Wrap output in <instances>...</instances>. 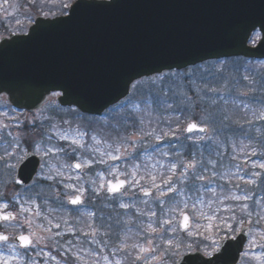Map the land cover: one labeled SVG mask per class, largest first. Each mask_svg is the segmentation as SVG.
Listing matches in <instances>:
<instances>
[{
	"label": "snow or ice",
	"instance_id": "1",
	"mask_svg": "<svg viewBox=\"0 0 264 264\" xmlns=\"http://www.w3.org/2000/svg\"><path fill=\"white\" fill-rule=\"evenodd\" d=\"M103 2L111 3V0ZM72 3L73 0H61V16H67V19H56V24H71L84 6V0L76 2L74 7ZM69 8L71 11H66ZM42 15L47 18L49 13L42 11ZM15 23L19 26L22 22L16 19ZM257 23L261 32H256ZM257 23L251 25L248 38L253 45L259 43L264 48V39L261 38L264 33V13L260 14ZM41 27V23L37 22L29 30L31 34L21 32L16 35H23L25 41H31L39 35ZM253 32L256 34L251 35ZM13 43L15 41L9 37L0 36V53ZM261 67L264 68V65ZM238 71H227L226 62H221L194 68L185 66L183 72H169L150 78L153 87L141 101L144 110L151 113L153 105L167 111L175 110L177 103L191 108L199 104L206 113L200 117V123L187 121L183 122V127L181 123L173 127L171 120L157 117L155 126L145 127V121L139 115L143 110L138 104H133L132 110L128 111L131 101L126 100L114 109L116 113L123 112L117 124L112 126L117 135L111 141L79 125L74 127L72 120H64L62 123L65 127L52 124L50 130L44 133L48 143H31L34 154L43 159L41 172L36 175L52 182L50 190L54 194L59 193L57 186H61L68 204L79 206L87 200L96 209L82 214L88 218L84 228L69 227L68 231L74 236L80 233L84 239L78 246L73 245L71 240L67 241L69 247L62 253L63 264H78L81 261L83 264H192L194 258L189 256L185 259V253L194 248L201 251V245L208 256L219 253L217 260L234 247L244 249V233L247 231L251 234L254 218L256 224L264 220V195L260 200L252 199L257 190L264 193V179H260L262 174L254 171L264 170V131L257 129L260 131L259 153L253 144L256 138L249 131L255 128L256 123L264 122V72L260 73V79L257 80L251 74L239 75ZM50 91L57 98L70 97L72 87L70 84H53ZM221 102L222 105L230 104L242 111L244 119L233 120ZM70 103L74 106L69 108V114L79 117V102ZM213 108V111H209ZM161 123L166 127H160ZM209 123L218 127L209 129ZM148 124L151 125L152 121H148ZM15 126L19 127V124ZM9 127L3 124L0 130ZM121 127L127 134H120ZM128 128L133 131L128 133ZM261 128H264V124ZM225 129L239 133L241 137L238 143H232L229 160L233 163L230 165L223 162L224 153L221 149L224 145L219 139ZM5 134L10 139L0 136L4 148L0 161L15 172L12 183L25 187L26 181L20 175L18 164L27 158L28 149L21 147V142L11 131ZM53 134L57 141L55 144L51 143ZM61 141L64 143L61 144ZM182 141L186 144L184 152L175 149V144ZM165 143L174 151H164ZM157 155L161 159H157ZM241 155L244 158L242 163ZM52 157L57 159L58 167L51 164ZM251 157L257 159L252 160ZM116 161H124L125 167L116 165ZM97 164L106 166L107 177L97 172L99 183L92 180L94 187L85 197L89 190L78 183L81 177L78 174L73 176L72 170L92 169ZM249 164L253 171H248ZM44 169H47L46 173ZM28 179L36 184L33 177ZM72 180L77 183L68 182ZM3 195L0 192V198ZM56 200L63 207L60 195H56ZM12 203H18L15 196ZM7 209L8 202L0 204V221H16L17 214ZM75 210L79 211V208ZM19 212L32 213L33 217L41 215L40 205L31 198L19 205ZM45 219L48 217L45 216ZM23 223L31 228L32 218L25 217ZM64 224L67 225L68 221L64 220ZM48 225H52L51 220H48ZM40 227L42 233L48 235L30 232L10 236L0 233V243L6 245L10 253L8 256L0 254V264H13L14 261L18 264H38L32 252L62 264L51 252L43 253L41 248L49 247V242L52 247H56L58 241L55 237L61 233L53 232L50 226ZM54 227L59 229L61 224L55 223ZM197 237L202 239L197 241ZM205 241L211 243L205 244ZM92 244L96 248L88 247ZM18 246L23 249L22 252ZM247 246L249 249L253 246L264 248V229L249 240ZM209 247L212 251H207ZM68 253L71 255L68 256ZM242 254L248 257L250 252L243 251ZM237 256L233 257V264H238ZM254 258L264 264V254ZM204 264L215 262L205 261Z\"/></svg>",
	"mask_w": 264,
	"mask_h": 264
},
{
	"label": "water",
	"instance_id": "2",
	"mask_svg": "<svg viewBox=\"0 0 264 264\" xmlns=\"http://www.w3.org/2000/svg\"><path fill=\"white\" fill-rule=\"evenodd\" d=\"M261 13L264 0L84 1L71 24L40 20L33 40L11 39L15 43L0 53V96L34 111L53 84H70L71 96L59 103L78 101L83 113L100 115L144 78L221 59L264 60V48L250 47L248 38ZM256 31L261 32L258 23ZM37 165L29 157L20 168L26 184ZM244 236L246 242L247 231ZM242 252L234 247L220 260L195 254L192 264H233L237 253L239 263Z\"/></svg>",
	"mask_w": 264,
	"mask_h": 264
},
{
	"label": "rangeland",
	"instance_id": "3",
	"mask_svg": "<svg viewBox=\"0 0 264 264\" xmlns=\"http://www.w3.org/2000/svg\"><path fill=\"white\" fill-rule=\"evenodd\" d=\"M27 1L31 2V1H35V0H27ZM50 1H51L50 5L49 4H41V5L33 4L35 2H33L32 4H27L28 2H26L27 6H30V8L24 10V12H23V16H22V21H23L22 24L23 25L17 26L15 23L16 20H14V21L9 23V26H11L10 28H12L14 30L19 29L22 26H24V28H28V26H30L32 24V22L34 20L33 18L42 13V12H40V10L48 11L49 8L57 10V6L59 4H61V0H50ZM74 1L75 0H73V2ZM21 5H25L24 0H9L8 4L7 5L4 4L3 8H1V10H0L1 19L3 18V20H4V17L6 16V11H8V16L10 18L13 17L14 15H12V14L15 13L14 9L18 8ZM54 12L59 13V12H61V9L59 11H54ZM49 13L54 14L53 12H49ZM25 16L31 17V20L27 19ZM5 29H6V31H12L9 28L8 29L5 28ZM237 69L239 70L238 71L239 75L251 74V75L255 76L257 80L260 79V73L264 72L263 68L260 66H251V65H247L245 63H243V64L238 63L237 64V62H232V63L226 64V70L229 72L236 73ZM252 69H254V70H252ZM144 85H145V83H142L140 85L138 84L139 89L143 88L145 90ZM147 85H151V82H147ZM138 86H136L137 88L134 89L135 92L138 89ZM193 99H195V97H193ZM177 104L180 107H184L187 109L191 108V107H188L184 104H180V103H177ZM221 105H222V102H221ZM222 106L225 107L227 109V111L230 110L229 106H231V108H233L234 111L237 110L230 104L229 105H222ZM197 107H200V108L196 109L194 112L190 111V114H191L190 116H195V118H197V122L200 123L201 122L200 117L203 115H206V113L202 110V108L199 104H197ZM205 107H206V105H205ZM213 110H214V108L209 109V111H213ZM73 117L75 119H72V117L69 114V110L60 109L54 99L51 100V102L48 103L41 112L33 114V115H25L23 113H17V112L11 111L8 109V106H7V104H5L4 101H0V125L8 124L10 126L6 130H0V136H3L4 139H10L6 136L5 133L7 131H11L13 133V136L16 137V139L21 142V147L27 148L28 152H33L32 148L30 146L33 141H43L44 143H48L44 137V133L46 131L50 130L52 124H59L61 127H65V125H63L62 122L64 120H72L74 127L76 125H79L82 129H84L85 125H82L81 121H79L82 119L80 117L75 116V115H73ZM192 120L193 119H190L189 121H192ZM84 122H85V119H84ZM17 123L19 124V127L15 126ZM262 124H264V122L256 123V125H258L260 127L255 128V129L264 130V128H261ZM214 126L218 127V125H214L212 123H209V125H208L209 129H211ZM224 131H225V133L231 132V130H228V129H225ZM209 134H211V132ZM237 135H238V133H235V136H237ZM229 137H230V135H227V137L225 139H229ZM219 138H221V137H219ZM51 143L52 144L57 143L54 134H53V140ZM60 143L62 144L64 142L61 141ZM164 145H166V144H164ZM227 146L229 147V144ZM227 146L224 145V147H225L224 149H227ZM3 151H4V148L2 149L1 154H3ZM257 152L259 153V151H257ZM37 156L41 159L42 164H43L42 157L40 155H37ZM50 159H51V164L58 167L59 164H58L57 159L55 157H52ZM9 162H13V161H9ZM226 162H227V165H230L229 160H226ZM110 163H112V162H110ZM222 170L223 169H221V171ZM248 170L252 171L253 169H251V167L249 166ZM44 172L46 173L47 169H44ZM71 174L73 176H76L74 173H71ZM13 175H15V172L8 169L5 166V163L0 161V192L4 193L3 197L8 198V196L13 194V196H15L16 198L19 199V200H17L18 203H16V204H13L12 201L10 202V204L13 205L14 207L19 206L20 204H22L25 201H28L30 198L29 196H26L28 193L46 192V186L42 182H47L48 184L52 183L50 181L43 180L41 177L38 176L37 180H36V184H33L31 187L24 189L21 192H15L14 183H12V176ZM82 182H83V184H82ZM259 182L260 181H258V184H259ZM72 183H77V181L72 180ZM78 183L82 184L84 186V188L89 190L88 192L85 193V197H87L90 193L89 185L87 184V186H85L86 181H83V180H80ZM59 188H60L59 193H55V194L50 190L52 192V198L54 201L53 207H55V208L58 207V201L56 200V195H60L61 197L64 198L63 193L65 190L61 186H59ZM29 189H31V191H29ZM68 191H71V190H68ZM20 193L21 194L24 193V196H19ZM13 196H11V197H13ZM257 197H260V196L258 195ZM125 202H128V201H125ZM85 204H86V206H90L94 211L96 210L90 204H88L87 201L85 202ZM97 204H99V201H97ZM85 207L83 209H85ZM17 208L18 209L17 210L15 209V212H14L17 214V220L14 221V224H11L12 226H9V225L4 226L5 228L8 227V228H11V230H13V231L18 230V231H20L19 233H25V234H29L30 232H35L37 234L48 235V233H42V229L40 226L41 225L50 226V227H52L53 232H60L61 233L60 236L55 237V240L58 241V244L56 245V247L61 248L62 241H60V240L62 238V235L64 234V231H68L69 228H67L66 226H64V227L61 226L59 229H56L54 227L56 222H53L52 225H48L47 220L42 218L41 215L38 217H33L32 213L21 214L19 212V207H17ZM7 211H9V209H7ZM54 214H57V212L54 211ZM189 215L191 216V213H189ZM25 217L32 218L31 228H29L27 224L23 223ZM43 219L46 220V222L43 223L42 222ZM201 222L203 223V221H201ZM261 222L264 223V220H262ZM254 223H255V218H254ZM245 226H247V224ZM251 228H252V231H251L249 240H251L254 237H257L259 234V231L261 229H264V227H259V228L251 227ZM196 239H197V241H199L202 238L197 237ZM71 241H72V244L76 245V246H78L77 244H79L81 242V240L78 238H72ZM74 242H76V243H74ZM258 243H260V242H258ZM68 247H69V245L67 244V241L64 242L63 247H62V253H65ZM41 248H42L43 253H47V252L52 253L53 250L55 249V247L51 246V242H49V247L41 246ZM39 250H41V249H37V251H39ZM194 250H195V248L193 250L186 252L185 254L191 253ZM73 251H76V249L73 248ZM246 251H249L250 255L248 257H243L244 259H243L242 264H248V263L250 264V262L252 264H261V260H257L254 257L255 256H261L262 254H264V248H261L258 246H253L251 249H249L247 246ZM202 252L205 253L204 251H202ZM32 254L36 255V252H34ZM70 255L71 254L69 253L68 256H70ZM42 260L47 261L48 257L44 255Z\"/></svg>",
	"mask_w": 264,
	"mask_h": 264
},
{
	"label": "flooded vegetation",
	"instance_id": "4",
	"mask_svg": "<svg viewBox=\"0 0 264 264\" xmlns=\"http://www.w3.org/2000/svg\"><path fill=\"white\" fill-rule=\"evenodd\" d=\"M6 3V0H0V10H1V8H3V5ZM23 7H24V5H21L20 6V10H22L23 9ZM7 17L5 16L4 17V20H3V18L1 19V15H0V36H3V37H6V35H7V32L8 31H6V23H7ZM3 22V23H2ZM0 231H2V230H0ZM211 242L209 241L207 244H210Z\"/></svg>",
	"mask_w": 264,
	"mask_h": 264
},
{
	"label": "trees",
	"instance_id": "5",
	"mask_svg": "<svg viewBox=\"0 0 264 264\" xmlns=\"http://www.w3.org/2000/svg\"><path fill=\"white\" fill-rule=\"evenodd\" d=\"M240 63H246L247 65H251V66H262L264 65V62H248V61H240ZM219 64V63H217ZM264 69V68H263ZM69 255V254H68ZM79 264H82L81 262Z\"/></svg>",
	"mask_w": 264,
	"mask_h": 264
}]
</instances>
